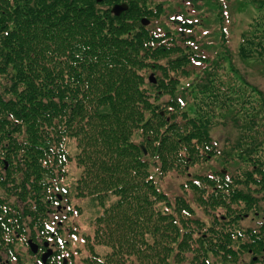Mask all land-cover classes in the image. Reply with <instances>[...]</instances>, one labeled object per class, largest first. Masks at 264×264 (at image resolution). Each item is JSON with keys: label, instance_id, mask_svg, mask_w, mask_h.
Segmentation results:
<instances>
[{"label": "trees", "instance_id": "16d2710c", "mask_svg": "<svg viewBox=\"0 0 264 264\" xmlns=\"http://www.w3.org/2000/svg\"><path fill=\"white\" fill-rule=\"evenodd\" d=\"M118 1L129 5L121 14ZM250 1L234 51L224 0H188L197 19L174 9L178 26L155 29L139 20L171 10L164 1L0 0L6 263L63 264L59 237L86 203V264H264V89L237 64L264 62V0ZM212 20L223 50L206 55L194 29ZM229 122L237 134L222 144L213 128ZM215 157L220 167L192 170ZM170 170L186 176L172 195L156 178ZM28 238L39 253L16 248ZM45 242L54 251L43 263Z\"/></svg>", "mask_w": 264, "mask_h": 264}, {"label": "rangeland", "instance_id": "374dc122", "mask_svg": "<svg viewBox=\"0 0 264 264\" xmlns=\"http://www.w3.org/2000/svg\"><path fill=\"white\" fill-rule=\"evenodd\" d=\"M160 1H164L166 3L165 7L170 6V9H166L165 12H162L159 16H153L150 15V13H146L142 15L139 21H141L145 25H149L151 28H154L161 24L160 22H165L170 27L178 26L177 21H174L175 19H171L168 17L167 13L177 14L175 11H172L174 9H180L183 10V7L189 12L190 14H193V16L196 18V16H200L203 12L202 9H198L197 6H195L192 3H189L188 0H146V3L151 8ZM240 0H224V8L227 9L228 13L224 12L227 16L226 19V25H227V34L230 38V44L232 49L234 51H237L239 40L242 35V33L246 30L248 23L252 20L254 14L256 13V7L255 4L252 3V1L247 0V3L243 2V5L241 10L238 8L240 5ZM118 1L117 3H119ZM202 3L199 1L197 4ZM141 4V3H140ZM114 5V4H113ZM112 5V6H113ZM201 4L200 6H202ZM199 6V7H200ZM205 13H208V11H204ZM216 14H213L212 17H215ZM176 17H180L179 15ZM143 19H147L149 22L145 23ZM197 19V18H196ZM200 21V20H199ZM219 22H213L209 23L208 26H204V24L198 23L197 26L194 29V32L198 35V37L203 38L207 44L203 47L202 44L197 47L198 51L201 53H204L206 55H215L217 52H220L223 50V47H221L220 41H221V32H218L216 28H218ZM218 35V36H217ZM203 39L201 40L203 43ZM237 64L241 67L242 72L245 74V76L251 80L253 83L257 84L259 87L264 89V62L263 61H256V60H250L247 62L238 60ZM203 65V64H201ZM201 68L200 66H198ZM199 69L196 68V71H194L193 75L198 72ZM147 74L149 76L151 74H155L154 70L152 68L147 69ZM157 76V75H156ZM213 134L215 136H218V138L221 140V143L224 144L225 137L229 134L235 135L237 134V129L229 123L220 124L219 127L213 128ZM216 158V157H215ZM219 158L212 159L211 161H207L206 163L197 164L192 170L194 169H201L203 171H212L211 163H213L216 167H220L222 165V161L218 160ZM157 180L161 181V186L165 187L166 190L170 193V195L176 193L179 191V186L182 182L185 181L186 176L185 174L181 173L177 170H170L167 173L161 174L157 171L156 175ZM76 201H83V199L78 198ZM83 214L77 215L76 220L78 221L77 227L68 226V228H73V230H70V233L67 231L66 233H63L64 235H60L59 239L62 241L64 239L68 240L67 245L64 248V255H71L73 259L70 260V262L73 263H79V264H86V262L83 260V257H85L88 253L87 249L88 245L86 244L85 238L87 234H93V225L90 223L89 217L90 212L94 208L93 206L89 204H83ZM97 206V205H96ZM252 215H254V212H252ZM72 219H75V216L72 217ZM256 220V219H255ZM254 220H249V222H252ZM65 229V228H64ZM16 248H20L22 250V254L30 251L28 243H23V241L16 242ZM30 254V253H29ZM22 256V255H21ZM68 257V256H67ZM38 259V258H37ZM35 257L33 259L26 258L25 262L26 264H32L34 261L36 264H38V260ZM70 259V258H69ZM24 262V263H25ZM17 264H23V261L20 260ZM171 264H185L184 263H171Z\"/></svg>", "mask_w": 264, "mask_h": 264}, {"label": "water", "instance_id": "95a60500", "mask_svg": "<svg viewBox=\"0 0 264 264\" xmlns=\"http://www.w3.org/2000/svg\"><path fill=\"white\" fill-rule=\"evenodd\" d=\"M99 1H100V0H99ZM127 8H128V5L125 4V3H123V4L115 5L114 8H113V10H114L117 14H120L123 10H125V9H127ZM143 21H144L145 23H148V22H149L147 19H143ZM150 79H151L152 81H156V77H155V75H154V74H151ZM47 244H48V243H47ZM30 246H31V248H32V250H33L34 252H37L38 249H39V245H38L37 243L33 242L32 240L30 241ZM51 253H52V249H48L46 252H44V254L42 255V259H43L44 262L47 261L49 255H50ZM65 262H66V260H65Z\"/></svg>", "mask_w": 264, "mask_h": 264}, {"label": "flooded vegetation", "instance_id": "af4514ba", "mask_svg": "<svg viewBox=\"0 0 264 264\" xmlns=\"http://www.w3.org/2000/svg\"><path fill=\"white\" fill-rule=\"evenodd\" d=\"M115 3V2H114ZM54 217H58L57 215H55ZM61 223V222H60ZM18 239H20V237H18ZM29 239V238H28ZM22 240V239H21ZM20 241V240H19ZM37 242V241H36ZM38 243V242H37ZM46 248L44 247L43 248V251H45ZM42 251V252H43ZM53 256V255H52ZM52 256H50V258H52ZM7 259H5L4 256H0V264H9V263H6Z\"/></svg>", "mask_w": 264, "mask_h": 264}]
</instances>
